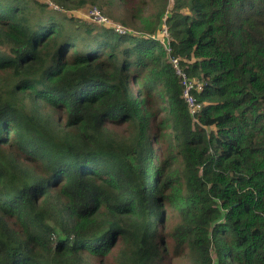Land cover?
Segmentation results:
<instances>
[{"label":"trees","instance_id":"1","mask_svg":"<svg viewBox=\"0 0 264 264\" xmlns=\"http://www.w3.org/2000/svg\"><path fill=\"white\" fill-rule=\"evenodd\" d=\"M126 2L0 0V264H264V0Z\"/></svg>","mask_w":264,"mask_h":264},{"label":"rangeland","instance_id":"2","mask_svg":"<svg viewBox=\"0 0 264 264\" xmlns=\"http://www.w3.org/2000/svg\"><path fill=\"white\" fill-rule=\"evenodd\" d=\"M43 2L45 1H48L49 0H41ZM140 1H144V4L146 5L147 3H149V0H127V2L125 3V5H123L121 8L118 9L117 7V12L116 14L114 15V21L117 22V23H111L110 24H105V25H99V26H109L111 27L112 25H120L119 23L120 22H123V21H126L128 24L130 25H133V20H132V17H131V5L132 3H138ZM50 4V3H49ZM56 6V4H54ZM93 7H97L98 9H100L98 6H93ZM153 6H151L149 4L148 6V9L147 7H144V9L147 10H152ZM92 8H88V9H84V10H80V11H73V10H66V14L67 15H76L77 18H80L82 21L88 23V24H96L94 23L92 20H91V17H90V10ZM101 10V9H100ZM59 11H62L61 9ZM101 12L103 13V11L101 10ZM98 25V24H97ZM123 27V26H122ZM126 27L130 28L129 26H125L123 28L127 29ZM166 31L164 30L163 31V35H166L165 33ZM117 131H122V129H119ZM175 224V219L174 218H171L170 216V212L166 210L165 212V217H164V221L160 224L159 223V230L160 229H163L162 232L164 233V237H165V242L167 243H171L172 241L167 237L166 233H168L171 228L173 227V225ZM119 245H117V248H118ZM161 249L162 251H171L172 248L171 247H166L164 248L163 246H161ZM117 252V249L114 250V253L116 254ZM166 254H170V252H166ZM173 260V261H172ZM172 264H188L187 260H183V259H172ZM104 263H106L108 260H102ZM110 262L111 264L113 263V259H110ZM94 264H98V261ZM162 264V263H161Z\"/></svg>","mask_w":264,"mask_h":264},{"label":"built area","instance_id":"3","mask_svg":"<svg viewBox=\"0 0 264 264\" xmlns=\"http://www.w3.org/2000/svg\"><path fill=\"white\" fill-rule=\"evenodd\" d=\"M50 5L53 6L55 9H59L52 2H50ZM90 17L91 20L98 25L110 24L111 22L107 17H105V15L97 7H92V9L90 10ZM113 26L116 32L120 34H125L127 32V30L123 28L121 25H113ZM165 33L167 35V32ZM171 62L177 72V75L181 78L182 85L184 88V97L189 105L191 115L193 117H196V115L201 111L202 106L198 104L197 101L195 100L193 96V91H202L203 89L202 83L200 81L190 80L187 77V75L182 71L178 59L172 58Z\"/></svg>","mask_w":264,"mask_h":264}]
</instances>
